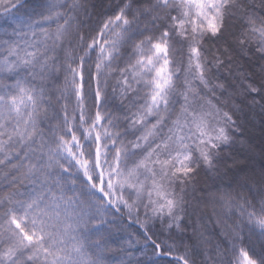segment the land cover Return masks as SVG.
Returning <instances> with one entry per match:
<instances>
[{
  "label": "snow or ice",
  "instance_id": "obj_1",
  "mask_svg": "<svg viewBox=\"0 0 264 264\" xmlns=\"http://www.w3.org/2000/svg\"><path fill=\"white\" fill-rule=\"evenodd\" d=\"M95 8L0 0V264H264V0Z\"/></svg>",
  "mask_w": 264,
  "mask_h": 264
},
{
  "label": "trees",
  "instance_id": "obj_2",
  "mask_svg": "<svg viewBox=\"0 0 264 264\" xmlns=\"http://www.w3.org/2000/svg\"><path fill=\"white\" fill-rule=\"evenodd\" d=\"M110 2V0H93V3H95L96 8H95V13H103L106 10V5ZM95 18V15H94ZM250 116H253V118L255 119V121H257L258 123L261 120V114L259 113V110H255L253 112H248L247 115L245 117H242V123H243V132H244V136L242 137V139H244L246 141L245 145L249 146V145H254L251 144L250 141H255L258 142L259 140L257 138L254 137H249V127H252V121L250 120ZM239 143H237L236 145H234L231 149L226 150L230 155H232L235 159H240V160H244V158L242 157V154L240 152V149L238 147ZM255 146V145H254ZM230 162V161H229ZM246 163H243L245 170L246 171H252L255 170L256 172H259V169L254 168L251 164L247 163L248 161H246ZM264 162V160H263ZM264 165V163L262 164ZM231 175V174H230ZM206 181L207 185L209 186L210 189H214V185L216 183L220 182V178L216 177V178H207L204 177L202 174V182ZM209 227L211 228V225H209ZM132 231H135V227L133 226ZM161 240L167 239L166 236H162L160 238ZM142 261H144V264H150V259H152V248L149 247L147 249V253L143 256H140L139 253L136 254ZM155 259H159L160 260V264H168V258L167 257H162V258H155Z\"/></svg>",
  "mask_w": 264,
  "mask_h": 264
},
{
  "label": "rangeland",
  "instance_id": "obj_3",
  "mask_svg": "<svg viewBox=\"0 0 264 264\" xmlns=\"http://www.w3.org/2000/svg\"><path fill=\"white\" fill-rule=\"evenodd\" d=\"M250 120L252 121V127H249V137H254L257 138L259 141L258 142H253L250 141L251 144H254L256 147L255 151L250 152L248 151V146L245 144H240L238 145L240 152L242 154V157L244 158V160H240V159H236L238 161H240L242 164L246 163V161H248L247 163L251 164L254 168L259 169L261 168L262 164L264 163L260 153H259V146L260 145H264V120H260V122L258 123L257 121H255V119L253 118V116H250ZM231 163V161L229 162Z\"/></svg>",
  "mask_w": 264,
  "mask_h": 264
}]
</instances>
